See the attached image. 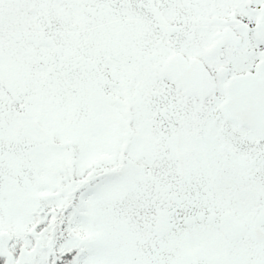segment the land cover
Segmentation results:
<instances>
[{
    "label": "snow or ice",
    "instance_id": "snow-or-ice-1",
    "mask_svg": "<svg viewBox=\"0 0 264 264\" xmlns=\"http://www.w3.org/2000/svg\"><path fill=\"white\" fill-rule=\"evenodd\" d=\"M0 264H264V0H0Z\"/></svg>",
    "mask_w": 264,
    "mask_h": 264
}]
</instances>
